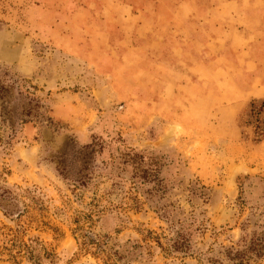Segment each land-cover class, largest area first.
<instances>
[{"label": "rangeland", "instance_id": "374dc122", "mask_svg": "<svg viewBox=\"0 0 264 264\" xmlns=\"http://www.w3.org/2000/svg\"><path fill=\"white\" fill-rule=\"evenodd\" d=\"M235 4L0 0V264H264V137L237 120L264 20Z\"/></svg>", "mask_w": 264, "mask_h": 264}, {"label": "trees", "instance_id": "16d2710c", "mask_svg": "<svg viewBox=\"0 0 264 264\" xmlns=\"http://www.w3.org/2000/svg\"><path fill=\"white\" fill-rule=\"evenodd\" d=\"M2 90H3V88L0 85V99H1V92H3ZM246 108H247V110H242L238 114L237 120L242 127L249 128V131H250L251 136H252V141L253 142H259L264 137V100L251 99L247 103ZM8 111L11 112V114H10L11 121L9 120L10 117L7 118L4 116L5 112L0 111V127H3V125L6 124L7 127L10 129L8 131L9 132L8 134L11 135L10 132H13V130H14L12 128V126H13V123L15 121V120L13 121V119H14L13 112H15V111H13L11 109H9ZM22 119H24V118H22ZM22 119L19 118V120H21L23 122ZM1 138H2V136L0 134V139ZM74 182H76V180ZM84 237L85 236L83 235V239L80 243L82 246H85L86 244H88V241ZM92 243H95V242L92 241ZM10 245H12V244H10ZM15 249H17V251L19 252V251H24V249L27 250V247L21 241V242H18L15 244ZM236 253L237 252H235V254L233 256H235ZM230 259H232V258H230Z\"/></svg>", "mask_w": 264, "mask_h": 264}, {"label": "crops", "instance_id": "0c3cea01", "mask_svg": "<svg viewBox=\"0 0 264 264\" xmlns=\"http://www.w3.org/2000/svg\"><path fill=\"white\" fill-rule=\"evenodd\" d=\"M235 1V10L238 16L246 18L247 20L254 18L256 20H264V0H233ZM247 8L245 11L244 9Z\"/></svg>", "mask_w": 264, "mask_h": 264}]
</instances>
